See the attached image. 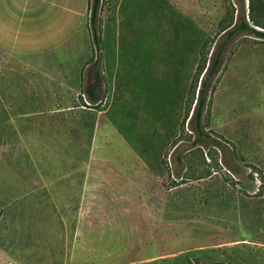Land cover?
Wrapping results in <instances>:
<instances>
[{
	"label": "rangeland",
	"instance_id": "374dc122",
	"mask_svg": "<svg viewBox=\"0 0 264 264\" xmlns=\"http://www.w3.org/2000/svg\"><path fill=\"white\" fill-rule=\"evenodd\" d=\"M246 8L99 0L98 45L88 9L60 47H0V264H264V36L222 45Z\"/></svg>",
	"mask_w": 264,
	"mask_h": 264
},
{
	"label": "crops",
	"instance_id": "0c3cea01",
	"mask_svg": "<svg viewBox=\"0 0 264 264\" xmlns=\"http://www.w3.org/2000/svg\"><path fill=\"white\" fill-rule=\"evenodd\" d=\"M87 12L88 0H0V47L24 54L60 47Z\"/></svg>",
	"mask_w": 264,
	"mask_h": 264
},
{
	"label": "trees",
	"instance_id": "16d2710c",
	"mask_svg": "<svg viewBox=\"0 0 264 264\" xmlns=\"http://www.w3.org/2000/svg\"><path fill=\"white\" fill-rule=\"evenodd\" d=\"M88 0V9L89 13V21L92 29V39L94 45H98L99 43V35L96 29L97 26V11L99 0H92L89 6ZM244 4V3H243ZM247 14L248 21L245 19V9L243 10V15L236 19V22L232 24V22L227 23V25L223 26L221 30H225V39L222 43H224L230 39L235 33L242 31H251L254 32L258 36H264V30L257 28H264V0H247ZM232 24V25H231ZM257 26V27H256ZM222 45L218 47L216 50L212 61L207 62V52L206 49V41H204L200 48V59L197 64L195 70V76L191 83L192 93L196 90L195 101L191 110L190 116H188V122L191 123V127L196 132V139L200 140L203 137H209L202 128L201 119L203 115V109L206 104V93L208 90V82L210 81L211 76L215 74L217 67L219 65L221 56H222ZM94 78L89 83L87 87V93L90 99L94 100L96 98L97 90L100 87L101 77L97 71L93 72ZM192 100L189 103V107L187 108L186 114L188 115ZM186 115V117H187ZM192 121V122H191Z\"/></svg>",
	"mask_w": 264,
	"mask_h": 264
}]
</instances>
